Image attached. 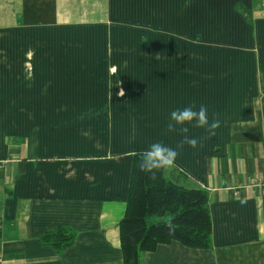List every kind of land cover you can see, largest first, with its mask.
<instances>
[{
	"label": "crops",
	"instance_id": "0c3cea01",
	"mask_svg": "<svg viewBox=\"0 0 264 264\" xmlns=\"http://www.w3.org/2000/svg\"><path fill=\"white\" fill-rule=\"evenodd\" d=\"M192 104L220 127L164 177L208 193L213 247L139 264H264V0H0V264H123L133 153Z\"/></svg>",
	"mask_w": 264,
	"mask_h": 264
},
{
	"label": "trees",
	"instance_id": "16d2710c",
	"mask_svg": "<svg viewBox=\"0 0 264 264\" xmlns=\"http://www.w3.org/2000/svg\"><path fill=\"white\" fill-rule=\"evenodd\" d=\"M138 163L139 157L134 155L130 184L115 198L127 205L119 227L123 264H139L142 253L173 241L191 249L210 250L213 224L208 193L167 180L166 169L152 178ZM76 237L74 229L60 227L46 233L42 242L61 254L74 245Z\"/></svg>",
	"mask_w": 264,
	"mask_h": 264
},
{
	"label": "clouds",
	"instance_id": "9594fccd",
	"mask_svg": "<svg viewBox=\"0 0 264 264\" xmlns=\"http://www.w3.org/2000/svg\"><path fill=\"white\" fill-rule=\"evenodd\" d=\"M123 95V91L119 93ZM205 129L209 135L214 136L215 130L220 127L218 114H214L212 120H209L207 106L201 104L198 108L192 104L183 108L172 110L167 123L169 133H178L182 139L178 142L176 148L165 145L163 142L156 141L151 143L147 149L140 153H133L139 157L138 167L142 172L155 178L158 172L175 167L179 152L177 149H183L185 145L196 149L200 146L197 138L188 135L189 127ZM171 229V222L167 225Z\"/></svg>",
	"mask_w": 264,
	"mask_h": 264
}]
</instances>
